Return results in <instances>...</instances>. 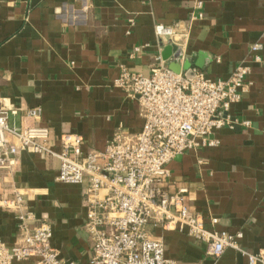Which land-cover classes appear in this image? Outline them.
I'll use <instances>...</instances> for the list:
<instances>
[{"label": "crops", "instance_id": "0c3cea01", "mask_svg": "<svg viewBox=\"0 0 264 264\" xmlns=\"http://www.w3.org/2000/svg\"><path fill=\"white\" fill-rule=\"evenodd\" d=\"M158 24L174 28L173 41L156 35ZM256 42L259 61L251 52ZM168 45L173 49L166 60ZM178 51L181 65L212 79L228 78L238 63L250 71L241 99L226 112L240 123L216 128L211 137L217 146L170 161L169 188H188V204L207 228L242 232L245 249L264 250V0H0V104L19 109L11 125L40 106V123L50 128L56 151L68 132L82 135L84 152L104 150L116 131L132 134L144 124L139 102L114 80L123 70L149 75L159 56L170 67ZM14 159L0 167V197L24 193L38 220L50 223L61 258L90 264L86 181H58L54 157L23 151ZM18 212L0 206V241L7 246L22 238ZM150 229L178 264H248L233 248L211 256L186 229Z\"/></svg>", "mask_w": 264, "mask_h": 264}, {"label": "built area", "instance_id": "2783aa9c", "mask_svg": "<svg viewBox=\"0 0 264 264\" xmlns=\"http://www.w3.org/2000/svg\"><path fill=\"white\" fill-rule=\"evenodd\" d=\"M156 35L173 41L175 31L158 24ZM261 49L258 42L251 46L256 61L261 60ZM249 71L238 63L228 78L212 79L195 71L191 79L184 70L168 67L160 56L149 75L123 70L114 86L139 102L144 124L136 133L116 131L104 150L84 152L82 135L68 132L61 135V148L56 151L50 128L40 123V106L29 108L20 125H11L9 117L18 115L19 109L0 104V167L14 164L15 156L27 151L57 158L58 181H86L85 226L94 240L90 264H178L166 257L163 239L155 237L150 226L186 229L213 257L233 248L247 257L248 264H264V250L253 252L241 245L242 232L205 226L204 216L188 204V188L170 190L172 172L167 166L188 150L217 146L213 131L240 123L226 112L241 99ZM0 206L19 211L22 232L12 246L0 241V264L31 257L37 258L34 264H75L61 258L52 244L50 223L38 220L24 193L0 197ZM212 222L217 224L218 219Z\"/></svg>", "mask_w": 264, "mask_h": 264}, {"label": "water", "instance_id": "95a60500", "mask_svg": "<svg viewBox=\"0 0 264 264\" xmlns=\"http://www.w3.org/2000/svg\"><path fill=\"white\" fill-rule=\"evenodd\" d=\"M172 49H173L172 45H168L165 47L164 52H163L164 59L167 60L169 58V55L172 52ZM175 57H176V61L174 63H172L170 65V67L177 72L184 70L187 77L192 79L196 75V72L192 69V67L189 63L181 65V63H180V60L182 58L181 52L178 51Z\"/></svg>", "mask_w": 264, "mask_h": 264}]
</instances>
